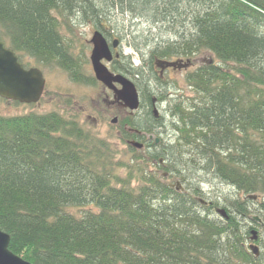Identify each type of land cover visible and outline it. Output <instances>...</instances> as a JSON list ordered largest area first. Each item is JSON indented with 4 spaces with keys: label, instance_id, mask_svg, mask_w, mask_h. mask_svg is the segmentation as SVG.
Here are the masks:
<instances>
[{
    "label": "trees",
    "instance_id": "obj_1",
    "mask_svg": "<svg viewBox=\"0 0 264 264\" xmlns=\"http://www.w3.org/2000/svg\"><path fill=\"white\" fill-rule=\"evenodd\" d=\"M112 12L147 18L149 28L176 38L160 42L147 62L130 46L140 56L137 67L129 57L111 64L132 78L151 121L143 128L132 117L119 120L118 139L144 148L127 146L124 160L74 117L0 115V230L9 251L30 264H262L245 249L239 220L250 214L249 202L264 212V2L0 0V40L25 68L32 60L95 87L92 76L83 77L84 48L76 43L82 54H71L72 37L61 35L59 20L81 14L108 28ZM203 52L213 60L185 76L194 96L171 106L174 140L163 143L152 131L166 128L152 115V98L158 112L166 100L150 90L162 88L153 65L190 63ZM209 174L245 196L230 203L231 212L220 209L219 221L198 202V185ZM175 182L183 191L170 186Z\"/></svg>",
    "mask_w": 264,
    "mask_h": 264
},
{
    "label": "rangeland",
    "instance_id": "obj_2",
    "mask_svg": "<svg viewBox=\"0 0 264 264\" xmlns=\"http://www.w3.org/2000/svg\"><path fill=\"white\" fill-rule=\"evenodd\" d=\"M68 18L64 22V19L59 20V30H61V35L65 37H72L71 39H66V43L75 46V50L71 51V54H82V50H80L77 46H82L87 49L90 40L92 38L93 32L96 29L93 23L88 22L82 17L81 14H76L78 17L68 16V13L65 14ZM133 17V16H132ZM110 24H105L109 28L113 29L109 31V35L112 34L118 38L121 42L120 46V55L122 58L129 57L131 59V63L134 67H137L141 64L140 56L133 50L132 47H137L141 50V53L144 56V60L148 61V53H150L154 48L160 46V42L175 41V36L171 33H162L157 30V28L152 29L151 23L148 22L147 18L136 19L131 18L129 14L120 15L118 12H112V17L110 19ZM89 54V53H88ZM88 54L85 57L88 60ZM173 59H167L164 61H172ZM182 60H186L185 58H180ZM213 57L211 54L203 52L197 54L196 56L190 59L191 65L186 66L182 72H165L162 82L160 83L162 88L156 89L155 84H148L150 90L155 91L160 95L164 94L166 100L164 104H162L159 115L163 119V125L165 124L166 128H160L157 125H153L152 131L158 136L159 139L164 140L163 143H172L174 138L170 132V127L167 123H170L171 117L169 116L170 108L174 103L179 101L185 102V99H190L194 96L192 91L188 88V85L185 80V76L192 72L195 68L203 65L205 63L211 62ZM156 60H154L155 62ZM163 62V61H162ZM29 67L34 66V62L29 60ZM28 67V68H29ZM86 73L90 75L91 68L89 64L84 66ZM182 68V67H177ZM43 73V77L45 78V87L43 96L40 101L35 105H21L14 104L13 102H1L0 101V115L1 116H21L28 114L30 112H35L39 114L49 113V112H57L64 117L75 118L84 128L90 129L94 134L98 137L108 139L112 145H114L115 149L118 152V157L124 158L127 156V145L124 144L120 139H118V133L116 132V124L119 123V120L124 118L132 117L134 121L137 122L138 125L145 128L150 126L151 122L147 115L145 114L146 110H148L147 106L139 108L137 112L131 113L128 109L122 107L119 103L117 108H112L105 103H103V95H106L107 89L103 86L102 89L98 85L95 87H85L80 86L72 82L69 79V76L64 71L59 68H45L40 69ZM159 69V68H158ZM158 69L155 64L153 65V72L158 76ZM162 72H164L167 68H160ZM146 73V72H145ZM86 75V74H85ZM88 75H86L88 77ZM92 75V74H91ZM146 75V74H145ZM129 79L131 77L127 76ZM98 82V81H97ZM143 82V81H142ZM113 102L116 101L113 99ZM117 103V102H116ZM113 118H117V123L112 125L110 122ZM127 129V127H125ZM129 130V129H128ZM135 131V130H132ZM137 132V131H136ZM140 132V131H139ZM144 135L148 136L144 132ZM150 167V166H149ZM198 176H203L199 174ZM204 180V182H203ZM203 180L199 184L198 187L201 191V199L206 201L211 209L209 210L211 218L219 221L221 220V214L218 213L220 209L224 210V208L229 209L230 203L232 201H239L240 203L245 201V196L242 193H238L232 187L221 183L216 180V178L212 177L210 174L203 177ZM196 183V180H193ZM185 187V186H184ZM256 206L258 204L257 201H254ZM217 206H215L214 204ZM247 208H252L251 204L247 205ZM75 214H81V210H73ZM253 216H257L254 214ZM247 217L243 218L245 221L242 222L243 219L239 220L240 228L242 233L246 235V239L244 240L245 249L250 253L251 250L249 247L252 245L250 243V235L247 233V226L250 224V221Z\"/></svg>",
    "mask_w": 264,
    "mask_h": 264
},
{
    "label": "water",
    "instance_id": "obj_3",
    "mask_svg": "<svg viewBox=\"0 0 264 264\" xmlns=\"http://www.w3.org/2000/svg\"><path fill=\"white\" fill-rule=\"evenodd\" d=\"M264 2V0H261ZM92 51L90 63L96 81L107 89L113 91L114 100L131 113L138 111L140 99L134 83L128 78L109 72L102 64V60L110 62L112 57L108 51L107 44L99 32H95L90 40ZM188 62L170 63L158 62L159 68L186 67ZM119 86V88H116ZM45 87V79L38 68L26 69L19 61L15 52L0 40V98L8 102L20 104H36L39 102ZM156 99H152V115L157 118L158 110L155 107ZM117 118L111 120V124H116ZM139 133V132H136ZM152 138V137H150ZM159 141L155 139L157 144ZM128 145L136 150H141L143 145L137 141H129ZM178 187H181L177 183ZM222 214V211H219ZM10 238L0 230V264H30L15 256L8 249ZM256 254V248H250Z\"/></svg>",
    "mask_w": 264,
    "mask_h": 264
},
{
    "label": "flooded vegetation",
    "instance_id": "obj_4",
    "mask_svg": "<svg viewBox=\"0 0 264 264\" xmlns=\"http://www.w3.org/2000/svg\"><path fill=\"white\" fill-rule=\"evenodd\" d=\"M95 32H99L102 35V37L104 38V40H105V42L107 44L108 51H109V53H110V55L112 57L110 62H107L106 60H102V64L106 65L107 68L109 69V71L116 75L117 73H115V72H113L111 70V64L114 61L120 60V58H121V55H120L121 42H120V40L118 38H116L117 35H116V37L114 35H112V34L109 35V31L107 30L106 27L98 26L94 30L93 34ZM88 48H89L88 49L89 50L88 51L89 54L87 53V49L84 50V53H85V55L88 54V64H89V66L91 68V73H90V75H88L87 73H85V74L88 75V76H92L94 78V75H93V72H92V67H91V64L89 62V56H90L91 51H92L91 43H89V47ZM181 61H183V64H184L185 61L182 60V59H175V60H172V61H169V62H178V63H180ZM189 65H191V64H189ZM156 68L158 69V67H156ZM184 69H186V68L185 67H182V68L169 67V68L165 69L164 72H162L161 69L159 68L158 69V77L160 79H163L164 74H166L165 72H173V71L174 72H182ZM86 75H83V77H85ZM79 85L80 86H85V87H90L88 84H83V83H81ZM96 85H98L99 87L104 89L103 86L99 82H97ZM91 87H94V86H91ZM116 88H119V86H116ZM105 91L107 92V94L103 95V99H102L103 103H105L106 105H108V106H110L112 108H117L119 106V104L116 103V102L115 103L113 102V99H114L113 91H111V90H105ZM141 135H143V133ZM150 137H151L150 135L145 136L146 139H149V140L153 139V138H150ZM129 141H131V140L126 141V144ZM157 144H159V143H157ZM157 144L155 143V145H157ZM143 148H144V145H143ZM164 177L166 178L165 175H164ZM175 183H176V185L170 184V186L171 187H175L176 186L177 190L181 191L182 187H178V185H177L178 182H175ZM198 202L204 207L209 206V204L206 201L202 200V199H198ZM249 203L251 204V207H252V208L248 209L249 213H250L249 214L250 217L248 218V220L250 221V224H248V226L246 228L248 235H250V243H252V245L249 247V249L251 247H255L256 248V254L252 253V251H251L252 255L259 262L264 264V212L259 211V208H258L257 205L254 206L256 204L254 201L253 202H249ZM249 203H246V205H249ZM254 214H256L257 216H253ZM243 221H245V220L243 219L242 222Z\"/></svg>",
    "mask_w": 264,
    "mask_h": 264
}]
</instances>
